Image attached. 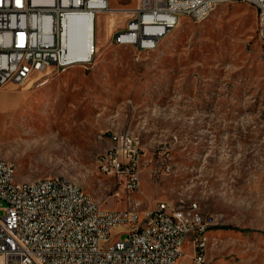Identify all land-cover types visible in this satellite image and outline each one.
Returning <instances> with one entry per match:
<instances>
[{"label": "rangeland", "instance_id": "1", "mask_svg": "<svg viewBox=\"0 0 264 264\" xmlns=\"http://www.w3.org/2000/svg\"><path fill=\"white\" fill-rule=\"evenodd\" d=\"M109 1L116 11L98 15L90 63L0 91V158L15 163L19 181L62 177L105 209L196 202L214 220L205 264H264V42L255 8L223 2L198 22L181 17L157 49L139 54L114 40L131 17L122 10L138 0ZM126 136L142 149L134 194L98 167ZM194 250L189 240L177 264H193Z\"/></svg>", "mask_w": 264, "mask_h": 264}, {"label": "built area", "instance_id": "2", "mask_svg": "<svg viewBox=\"0 0 264 264\" xmlns=\"http://www.w3.org/2000/svg\"><path fill=\"white\" fill-rule=\"evenodd\" d=\"M223 2L253 6L258 38L264 42V0H138L114 40L134 43L139 54L147 53L181 17L198 22ZM110 9L109 0H0V91L51 68L60 72L90 63L93 52L87 59L70 53L73 27L88 19L94 46L98 15ZM114 140H125V147L116 146L100 157L98 167L103 174L124 179L129 194L137 193L140 142L130 141V136ZM0 202V264H177L189 240L195 249L193 264H205L207 227L214 221L196 202L187 205V213H179L170 201L147 211L105 209L52 176L39 179L35 190H26L11 179V164H0ZM115 230L126 237L117 239ZM197 237H204V244H197Z\"/></svg>", "mask_w": 264, "mask_h": 264}, {"label": "bare ground", "instance_id": "3", "mask_svg": "<svg viewBox=\"0 0 264 264\" xmlns=\"http://www.w3.org/2000/svg\"><path fill=\"white\" fill-rule=\"evenodd\" d=\"M212 9V8H211ZM134 9H124L122 10L125 14L133 12ZM115 9H110L108 12H111L113 15L115 13ZM177 24H173L170 28V30L175 27ZM91 23H89L88 19H84L83 22H81L80 26H74L73 27V33L71 37V45H70V53L72 56L78 57L79 59H85L84 55H86L87 51L86 49L89 46V52L91 51ZM170 30L165 31L161 37L159 38V43L154 44L152 50L157 49V47L160 45L161 41L167 36V34L170 32ZM116 45L119 46H126V47H135L134 43H125V45H120V41H115ZM83 45L82 47H80ZM130 141H136L133 137H130ZM141 157V156H140ZM0 164H11V179L15 181V183L21 184L23 187L26 188V190H35L36 187L39 186V179L33 180V181H19L17 179V167L15 163L1 159L0 158ZM54 177V182L61 183L69 186V188H74L76 190H81L82 197L84 199H88L89 204H96V202L93 200V198L86 193L79 185L72 183L68 181L65 178L62 177ZM179 213H187V206L180 205L178 206ZM207 232H206V245H204V251H203V259L206 260V249H207ZM197 244H204V237H197Z\"/></svg>", "mask_w": 264, "mask_h": 264}, {"label": "crops", "instance_id": "4", "mask_svg": "<svg viewBox=\"0 0 264 264\" xmlns=\"http://www.w3.org/2000/svg\"><path fill=\"white\" fill-rule=\"evenodd\" d=\"M97 41H98V43L100 42V39H99V37L97 38ZM189 242V241H188ZM187 242V243H188ZM187 243H186V245H187ZM186 245H185V247H186ZM185 247H184V252H185Z\"/></svg>", "mask_w": 264, "mask_h": 264}]
</instances>
